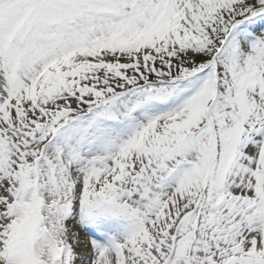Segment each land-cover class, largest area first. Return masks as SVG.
<instances>
[{
	"label": "snow or ice",
	"instance_id": "1",
	"mask_svg": "<svg viewBox=\"0 0 264 264\" xmlns=\"http://www.w3.org/2000/svg\"><path fill=\"white\" fill-rule=\"evenodd\" d=\"M0 264H264V0H0Z\"/></svg>",
	"mask_w": 264,
	"mask_h": 264
}]
</instances>
